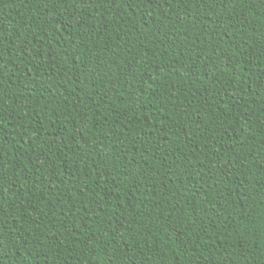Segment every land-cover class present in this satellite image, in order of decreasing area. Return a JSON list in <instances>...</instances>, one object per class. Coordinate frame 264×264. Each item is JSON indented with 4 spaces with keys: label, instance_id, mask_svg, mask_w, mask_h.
<instances>
[{
    "label": "trees",
    "instance_id": "trees-1",
    "mask_svg": "<svg viewBox=\"0 0 264 264\" xmlns=\"http://www.w3.org/2000/svg\"><path fill=\"white\" fill-rule=\"evenodd\" d=\"M0 264H264V0H0Z\"/></svg>",
    "mask_w": 264,
    "mask_h": 264
}]
</instances>
